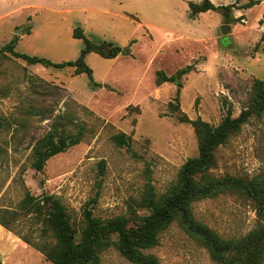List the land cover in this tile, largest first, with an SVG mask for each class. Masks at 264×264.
<instances>
[{
  "label": "rangeland",
  "instance_id": "rangeland-1",
  "mask_svg": "<svg viewBox=\"0 0 264 264\" xmlns=\"http://www.w3.org/2000/svg\"><path fill=\"white\" fill-rule=\"evenodd\" d=\"M190 1L203 0H0V49L15 40L19 53L74 62L85 48L74 37L77 28L93 42L122 49L114 59L87 56L93 80L74 76L70 67L0 54V212H10L12 229L0 226V264L47 263L21 240L54 241L43 238L42 219L22 207L28 192L58 198L77 229L86 209L101 220L125 216L139 227L148 213L138 204L149 184L164 195L199 154L187 120L218 126L229 110L240 116L254 82L264 80V0L248 10L241 7L251 0H211L235 5L231 18L218 11L195 15ZM191 66L179 82H158L160 71L173 76ZM64 116L72 132L86 126L84 139L38 173L33 146L57 120L66 127ZM119 134L131 137L129 148L114 141ZM212 173L250 181L264 174V117L251 118L218 149ZM193 213L225 240L243 239L260 223L256 204L238 193L195 202ZM146 253L161 264H218L177 222ZM100 264L134 263L110 247Z\"/></svg>",
  "mask_w": 264,
  "mask_h": 264
},
{
  "label": "trees",
  "instance_id": "trees-1",
  "mask_svg": "<svg viewBox=\"0 0 264 264\" xmlns=\"http://www.w3.org/2000/svg\"><path fill=\"white\" fill-rule=\"evenodd\" d=\"M195 15L218 11L227 18L232 17L235 5L217 6L211 0L189 2ZM260 3L251 0L241 9H251ZM31 33V32H29ZM74 37L85 41V48L74 62L55 64L45 58L30 56L16 51L17 41H12L0 49V54L10 53L29 65L41 64L57 69L73 68L74 76L87 74L93 80L94 71L87 64V56L91 53L106 59L117 58L122 49L111 42L96 43L88 39L82 28L74 31ZM264 41V33L262 35ZM193 67L180 70L173 76L158 72V82H179ZM97 86L96 83L93 82ZM264 117V80L254 82L252 92L238 118L233 117L231 110L218 126H213L203 119L187 120L195 130L199 142V154L189 158L179 173L177 181L167 193L157 196L153 185L149 184L138 207L147 211L139 227L129 226L125 216L109 220H101L94 216L91 209L84 212L83 226L77 229L71 217L54 195L43 194L37 198L27 193L22 207L29 214H35L43 222V238L48 234L54 241L33 244L27 238L21 240L45 255L46 264H100L101 254L115 247L125 258L134 264H161L159 258L146 253L160 244V235L173 223L177 222L189 235L198 239L209 251L211 258L218 264H264V174L252 181L233 176L216 177L212 170L217 166V151L224 146L232 135L239 133L251 118ZM66 127L58 120L52 129L36 141L33 146L32 168L42 173L47 162L70 148L82 143L86 126L79 125L76 132L67 129L72 123L67 116ZM120 146L130 147L131 137L126 134L114 136ZM226 193H238L252 200L259 215V225L247 237L240 240H225L216 231L197 221L193 213V204L204 199H215ZM8 210L0 212V225L12 231L7 216Z\"/></svg>",
  "mask_w": 264,
  "mask_h": 264
},
{
  "label": "water",
  "instance_id": "water-1",
  "mask_svg": "<svg viewBox=\"0 0 264 264\" xmlns=\"http://www.w3.org/2000/svg\"><path fill=\"white\" fill-rule=\"evenodd\" d=\"M227 29H228V26H224V27H223V30H227Z\"/></svg>",
  "mask_w": 264,
  "mask_h": 264
},
{
  "label": "crops",
  "instance_id": "crops-1",
  "mask_svg": "<svg viewBox=\"0 0 264 264\" xmlns=\"http://www.w3.org/2000/svg\"><path fill=\"white\" fill-rule=\"evenodd\" d=\"M1 226V225H0Z\"/></svg>",
  "mask_w": 264,
  "mask_h": 264
}]
</instances>
